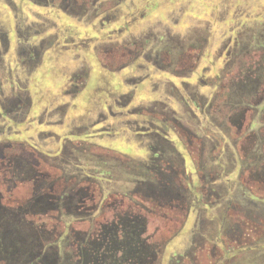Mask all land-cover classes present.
<instances>
[{
  "label": "rangeland",
  "instance_id": "1",
  "mask_svg": "<svg viewBox=\"0 0 264 264\" xmlns=\"http://www.w3.org/2000/svg\"><path fill=\"white\" fill-rule=\"evenodd\" d=\"M171 124L199 137L195 166ZM20 132L36 151L15 146V171L95 196L79 264H264V0H0V142ZM0 225L8 264L28 243Z\"/></svg>",
  "mask_w": 264,
  "mask_h": 264
},
{
  "label": "flooded vegetation",
  "instance_id": "2",
  "mask_svg": "<svg viewBox=\"0 0 264 264\" xmlns=\"http://www.w3.org/2000/svg\"><path fill=\"white\" fill-rule=\"evenodd\" d=\"M230 124L233 128H235V130L237 129L235 131L236 134L232 141L236 144L237 149V144L240 142V134H237V131H240L241 126L236 125V123ZM168 128L171 129V132L174 137L177 133L184 140L183 149L185 155H187V157L192 160L189 161V163L195 166L197 164L198 159L196 158L198 157L200 149L199 137L193 136L190 133L189 129L186 127L180 129L179 127L176 128L175 125L171 124L170 126H168ZM149 133H151V130L149 129H144L137 132V134L140 135H146ZM246 135L242 136L246 138ZM10 137L11 136H6V141L0 142V212H2L5 219H8V223L12 227H14L15 231H17L20 236L26 239L22 241L28 243V247L24 251H19L17 253L13 252L12 254H8V264H17L16 256L22 254L24 255V259L25 256H34V258H39V262H41V264H49L47 261H53V263H55L58 258L61 259V256L63 259L65 258L69 264H79V261H81L82 258L85 259L87 256L96 263L94 254L91 252L93 250H91L90 248L91 246H94V242L86 243V241H80L79 235L76 236V234H79V226L86 225L87 229H89V227L91 226V222L89 220L92 221L90 214L94 213V217L97 213V210L95 209V206L93 204V201L95 200L94 194H85L84 192H81V190L76 188L75 183L70 184L69 182H63V174L55 173L54 177L51 174H46L44 172L38 174L33 172H27L25 174L18 173L17 171H15L14 165L16 162V157L12 152V150L15 149V146L28 150L34 149L36 151V149L27 141L25 134L22 132H20V134L13 135L14 139H11ZM17 137H21L22 141L17 140ZM76 137L79 136H75L74 139ZM159 140L163 141L162 136L158 138V141ZM103 148H105L109 152H116L119 155H129L128 152L124 150L122 152L117 149L113 150L111 149L112 147L103 146ZM6 150L9 152L8 156L5 155ZM57 151L63 154L62 147H59ZM235 154L237 155L234 157V159H237L238 162L243 159L240 155L239 147ZM27 158L29 159V157ZM167 158L170 165H174L176 163V159H172L169 157ZM46 163L48 164V162ZM184 169V173L178 174L179 183H183L184 186L189 187L191 183H188L187 181L188 172L186 167ZM191 173L192 171L190 170V174ZM259 176L260 174L256 175V179H258ZM47 177L49 178V184L47 183ZM38 179H40V185L42 183L43 185L37 186L35 182ZM16 181L20 183H17ZM39 186L40 188L38 189ZM53 187H59L58 192H61V195L57 194L54 197V194L57 192V190L54 193ZM202 189H204V187ZM204 190L206 192L207 189ZM204 190L201 192H204ZM42 191L44 194H41L39 196L41 200L32 204L33 201L37 200V193H42ZM201 194L205 195V193ZM66 198H70L71 200H68ZM86 198L91 200V209L88 208L87 211H85V207L83 204L84 201H86ZM64 199H66L67 203L70 201L71 205L67 206L70 207L69 209H67L65 206H62ZM202 200L203 198H198L197 203L201 204ZM98 202L99 206L101 205V203H103L104 206H106L107 204V201L105 200H98ZM62 208L67 209L71 215V220L69 221V223H63L59 217L61 216V213H63ZM85 212L88 213L86 216ZM150 213L148 214L150 215ZM99 214L100 220L98 221L101 222L100 224L105 223V221H107V225H110V221L112 219H116L119 215L121 216L123 214V209H121L120 211H117L116 208H114L113 210H111L110 208V210L108 211L100 209ZM82 216H84V218L86 217L89 222L82 219ZM117 223L120 224V222L118 221H112V226L115 227L116 225H118ZM155 226L157 229L160 228L159 226H157V223L155 224ZM32 228H36L35 230H39V234H41V236L39 237L37 234H34ZM0 229L5 230V238L0 237V253H4V241L7 240V242H9L11 238V236L9 235L14 234L15 232L12 228L3 227L1 225ZM44 230L45 233L42 234ZM62 233H71V236H65L64 239L65 247L67 245L66 251L64 250L65 247H57V240L59 239ZM91 243L93 244L91 245ZM84 244L89 245L88 248L90 252L88 255L86 254L87 256L84 255L85 253H81L83 251L82 245ZM40 245L42 246L40 247ZM80 254L81 256L79 257Z\"/></svg>",
  "mask_w": 264,
  "mask_h": 264
}]
</instances>
